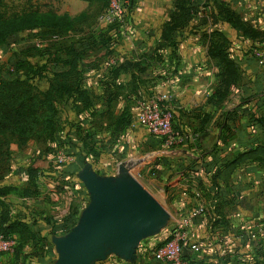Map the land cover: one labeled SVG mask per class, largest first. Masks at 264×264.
Wrapping results in <instances>:
<instances>
[{"label":"rangeland","instance_id":"obj_1","mask_svg":"<svg viewBox=\"0 0 264 264\" xmlns=\"http://www.w3.org/2000/svg\"><path fill=\"white\" fill-rule=\"evenodd\" d=\"M3 8L9 17L27 9L39 24L33 30L14 34L0 48L3 76L8 79L19 74L9 65L20 54L38 69L34 78L25 71L20 73L21 78L28 79L39 91L47 89L49 79L60 81L56 76L64 75L65 82L71 88L77 86L85 96L78 97L77 106H71L70 100L67 104L57 101L54 140L38 138L8 146V154L0 158V189L14 187L24 195L0 197V220L5 215L24 219L29 211L36 217L62 218L67 209L59 192L58 172L70 168L67 159L73 157L79 141L86 146L89 141H100L104 153L101 158L107 159L103 138L114 142L119 138L118 147L122 146L128 152L126 158L135 163L133 180L145 186L156 166L170 170L162 160L178 147L171 137L188 130L189 136L199 140L203 130L198 127L199 120L210 121V126L229 121L234 129L242 131L246 141L251 138L248 147L264 148V0H3ZM63 18L68 21L67 31L49 25ZM81 42L88 47H84L81 60L74 63L70 50ZM222 57L231 64L224 67ZM178 93L187 99L200 97L198 102L187 103L202 108L194 126L188 122L181 129L176 124L174 107L181 101ZM151 102L171 115L166 135L150 134L137 123L138 113ZM187 109H182L180 116L192 119L193 113ZM123 112L128 124L117 129L114 119ZM233 134V128H228L225 136ZM244 149L235 146L229 150L236 155ZM252 162L264 171V154L254 155ZM30 170L32 183L28 182ZM113 179L99 177L98 184L111 189ZM203 209L204 216L210 215L209 209ZM223 222L211 224V229L218 230ZM259 223L262 229H257L259 236L253 248L239 249L233 242L222 247L205 244L200 255L187 261L264 264V221ZM170 237L171 232L163 231L162 243ZM19 241L27 243L25 238ZM16 246L15 241L12 251Z\"/></svg>","mask_w":264,"mask_h":264},{"label":"crops","instance_id":"obj_2","mask_svg":"<svg viewBox=\"0 0 264 264\" xmlns=\"http://www.w3.org/2000/svg\"><path fill=\"white\" fill-rule=\"evenodd\" d=\"M177 98L181 100L174 107L177 126L183 129L185 123L194 126L199 122L203 130L199 140L189 136L188 130L171 137L178 147L162 160L170 170L156 166L145 186L133 180L135 163L126 158L128 152L122 146L118 147L119 138L115 142L103 138L107 159L101 158L100 141H89L88 146L79 141L73 157L69 156L70 168L58 172L59 192L67 212L60 219L36 217L34 211L24 219L9 217V222L25 224L29 233L27 243L13 234L16 249L1 254L0 264H156L152 251L162 243L163 231L170 235L176 228L185 229L192 242L201 247L233 242L239 249L253 248L259 236L257 229H262L259 222L264 221V171L250 159L227 166L235 154L229 149L250 148L251 138L246 141L242 131L229 121L211 126L210 121L196 122L202 108L187 103L198 102V95L187 99L178 93ZM185 107L193 113L192 119L180 116ZM228 128L235 134L225 136ZM120 140L124 143V138ZM105 176H114L111 189L98 184L99 177ZM129 206L135 208V214L127 220L107 217ZM197 207L209 209L210 215L191 218ZM66 219L72 220L66 232H51L49 224H62ZM219 220L225 222L218 230L211 229ZM183 252L188 259L194 255L187 249Z\"/></svg>","mask_w":264,"mask_h":264},{"label":"trees","instance_id":"obj_3","mask_svg":"<svg viewBox=\"0 0 264 264\" xmlns=\"http://www.w3.org/2000/svg\"><path fill=\"white\" fill-rule=\"evenodd\" d=\"M26 1L30 3L32 0ZM2 5L3 0H0V48L14 34L39 27V24L35 21L31 13L29 11L26 13L27 9L13 13L9 17L4 8L2 9ZM67 23L68 21L63 18L57 19V21L49 25L53 29L67 31L69 27ZM175 28H172V30H175ZM22 43H25V40ZM23 45L26 47L29 46L27 44ZM86 45V42H81L80 44L72 46L70 54L73 57L74 63L81 60L82 55H84V49L88 47ZM30 47H35V45L30 44ZM19 55L17 54L15 63L9 65L10 69H13L12 72L19 73L16 76L6 79L3 76L2 67L0 66V158L4 157L5 152L8 154V146L11 143L24 145L28 141L38 138H45L48 141L54 140L57 132V101H64L67 104L70 100L69 104L71 106H77L79 98L85 96V93L82 90H78L77 86L71 88L65 82L66 78L64 75L56 76L59 77L60 81H57L56 78L49 79L47 89L45 91H39L28 79H22L20 74L22 71L29 72L32 75L31 78H34L38 69H35L33 65ZM220 63L224 67L231 64L225 57H222ZM125 114L126 112H123L119 117L114 119L116 121L115 128L120 129V127H126L129 120H126L127 116ZM124 119L127 122L126 124H123L125 122L123 121ZM258 153L264 154V148L258 146L253 149L252 147L246 148L231 157L227 162V166H233L246 159L252 160V157ZM33 180V171L30 170L28 182L32 183ZM21 192L17 188L6 187L0 189V197L8 194H15L18 197L23 196L24 191L23 194ZM49 226L51 232H66L72 226V220L66 219L62 224L53 222ZM28 233L29 229L25 224L15 221L9 222L8 215L2 216V220H0V234L4 237L12 238L13 234H19L20 238L26 239ZM183 258L187 260L184 252Z\"/></svg>","mask_w":264,"mask_h":264},{"label":"built area","instance_id":"obj_4","mask_svg":"<svg viewBox=\"0 0 264 264\" xmlns=\"http://www.w3.org/2000/svg\"><path fill=\"white\" fill-rule=\"evenodd\" d=\"M137 123L145 131L153 135H166L171 128V115L163 112L157 102H151L143 107L136 117ZM68 160V159H67ZM65 162V159H62ZM204 215V209L197 207L191 212V218ZM15 241L0 234V255L12 251ZM187 249L190 253L198 255L201 253V246L192 242L189 235L182 230H175L171 233L170 239L156 247L152 251V258L156 264H189L183 258V251Z\"/></svg>","mask_w":264,"mask_h":264},{"label":"water","instance_id":"obj_5","mask_svg":"<svg viewBox=\"0 0 264 264\" xmlns=\"http://www.w3.org/2000/svg\"><path fill=\"white\" fill-rule=\"evenodd\" d=\"M135 214V208L133 206H129L123 210H116L108 214L107 217L111 220L116 221H125L128 218L132 217Z\"/></svg>","mask_w":264,"mask_h":264}]
</instances>
